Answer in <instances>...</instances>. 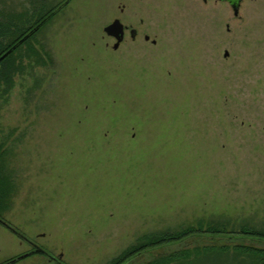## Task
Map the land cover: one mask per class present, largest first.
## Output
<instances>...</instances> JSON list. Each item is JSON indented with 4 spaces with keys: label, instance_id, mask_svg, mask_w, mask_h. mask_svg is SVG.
<instances>
[{
    "label": "rangeland",
    "instance_id": "rangeland-1",
    "mask_svg": "<svg viewBox=\"0 0 264 264\" xmlns=\"http://www.w3.org/2000/svg\"><path fill=\"white\" fill-rule=\"evenodd\" d=\"M65 1L5 8L43 5L44 17ZM115 19L139 33L118 51L104 32ZM31 46L40 56L24 45L13 86L0 84L14 183L1 219L20 235L0 223V264H57L37 249L110 264L154 234L264 231V0H242L237 16L220 0H71ZM238 237L191 238L128 264L197 245L264 248Z\"/></svg>",
    "mask_w": 264,
    "mask_h": 264
},
{
    "label": "trees",
    "instance_id": "trees-1",
    "mask_svg": "<svg viewBox=\"0 0 264 264\" xmlns=\"http://www.w3.org/2000/svg\"><path fill=\"white\" fill-rule=\"evenodd\" d=\"M5 5L6 0H0V84H4L9 90L13 86L15 75L22 70L18 62L20 57H16V52L24 45H29L32 49L31 52L36 56H40L39 51L36 52L35 48L31 46V41L40 28L50 20L47 19L50 12L42 17L45 12L43 5L34 14H29V10L23 13L14 12L11 9L7 10ZM45 19L47 20L45 21ZM38 25L40 27L29 34ZM25 36L27 37L24 39ZM8 160V151L3 145H0V219L2 218L1 212L3 209L9 207L14 191ZM228 234H239L240 237L238 238L264 242V231L247 226L242 227L238 232L231 233H228L225 229L211 226L206 229L202 226L188 227L178 231L142 237L133 247L112 260L110 264H128L146 252L179 245L191 238L219 239V237ZM145 264H264V248L244 245H197L164 253Z\"/></svg>",
    "mask_w": 264,
    "mask_h": 264
},
{
    "label": "water",
    "instance_id": "water-1",
    "mask_svg": "<svg viewBox=\"0 0 264 264\" xmlns=\"http://www.w3.org/2000/svg\"><path fill=\"white\" fill-rule=\"evenodd\" d=\"M233 5V9H234V13L235 15L237 16L238 13H239V8H240V1H235L234 3H232ZM47 20V19H46ZM45 20V21H46ZM43 21V22H45ZM40 27V25H38L33 31H31L29 34H32L34 31H36L38 28ZM104 32L109 36V37H115L118 41V43L115 45V48H118L120 43L123 41L124 39V33H125V27H124V24L119 20V19H116L114 22H112L111 24H109L107 27H105L104 29ZM133 33L135 32V30L132 31ZM28 36V35H27ZM25 36L24 39L27 37ZM23 39V40H24ZM22 42V41H20ZM226 57L229 56L228 52H226ZM5 56V55H4ZM3 56V57H4ZM0 223L2 225H4L5 227H7L8 229H10L11 231H13L14 233H18L15 229H13L8 223H6L5 221H3L2 219H0ZM19 235V234H17ZM20 236V235H19ZM34 253H41V254H44L46 256H48L52 261H55V262H60L59 259L53 257V256H50L48 255L47 253H45L43 250L41 249H37L36 251H34ZM30 254H26V255H23L15 260H13L11 263H14L16 262L17 260H21V259H24V258H27L29 257ZM62 255L60 256V258L62 259ZM61 263V262H60ZM63 264V263H61Z\"/></svg>",
    "mask_w": 264,
    "mask_h": 264
},
{
    "label": "flooded vegetation",
    "instance_id": "flooded-vegetation-1",
    "mask_svg": "<svg viewBox=\"0 0 264 264\" xmlns=\"http://www.w3.org/2000/svg\"><path fill=\"white\" fill-rule=\"evenodd\" d=\"M70 1H71V0H66L64 3H61L60 5H58L54 10H52V11L50 12V14L47 16V19H51V18H53L57 13H59V12L62 10V8H63L64 6L66 7V6L70 3ZM202 1L207 2V0H202ZM220 1H222V2H229L231 5H233L232 3H234L235 1H240V5H241V2H242V0H220ZM232 7H233V6H232ZM121 12H124V8L121 9ZM45 20H46V19H45ZM115 20H116V19H115ZM115 20H114V21H115ZM124 27H125L124 39H123V41L120 43V45H119L118 48H115V45L118 43V41H117V39H116L115 37H113V40H114L113 49H114L115 51H118V50L120 49L121 45L125 42L127 32L129 33V35H130L132 41H136L137 38H138L139 33H138V31H137L136 29H134V28H132V27L130 28V27L126 26V25H124ZM133 30H135L134 33L132 32ZM111 38H112V37H111ZM144 39H145L146 42H149V41H150V37H149L148 35H146ZM152 44H153V45H156V44H157V41H156V40L152 41ZM57 259H59V261L62 263V259H61L60 257L57 258ZM13 260H15V259H13ZM13 260H9V261L5 262L4 264H13V263H11ZM16 262H17V261H16ZM60 262H56V263H57V264H61ZM14 263H15V262H14Z\"/></svg>",
    "mask_w": 264,
    "mask_h": 264
}]
</instances>
